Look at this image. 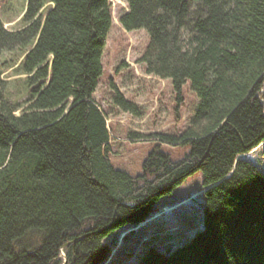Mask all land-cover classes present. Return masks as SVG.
Instances as JSON below:
<instances>
[{
  "label": "trees",
  "instance_id": "16d2710c",
  "mask_svg": "<svg viewBox=\"0 0 264 264\" xmlns=\"http://www.w3.org/2000/svg\"><path fill=\"white\" fill-rule=\"evenodd\" d=\"M128 31L145 29L144 71L200 98L183 132L133 175L112 161L108 116L95 99L113 26L111 0H27L15 29L0 17V264H104L107 238L136 226L188 176L203 174L202 226L185 242L150 244L117 264H264V172L247 154L264 141V0H126ZM20 48L19 60H2ZM18 64L27 97L4 72ZM113 102L140 115L111 78ZM21 110L19 113L18 111Z\"/></svg>",
  "mask_w": 264,
  "mask_h": 264
},
{
  "label": "rangeland",
  "instance_id": "374dc122",
  "mask_svg": "<svg viewBox=\"0 0 264 264\" xmlns=\"http://www.w3.org/2000/svg\"><path fill=\"white\" fill-rule=\"evenodd\" d=\"M26 1L0 0V17L7 28L15 29L22 25L19 18ZM111 2L113 26L103 53L104 74L94 96L108 116L113 163L117 168L137 175L142 172L144 160L156 145L159 144L174 160L183 158L190 146L154 139L134 141L129 136L130 132H183L200 98L190 89L189 83L185 84V100L179 117H176V95L171 80L146 74L144 64L138 61L148 43V32L145 29L126 30L119 17L128 10L127 1ZM22 52L20 48L4 51L2 60L15 62ZM17 66L7 68L4 76L10 80L12 99L23 104L27 97L25 74H19ZM111 78L126 98L138 104L140 115L125 111L113 102ZM247 157L264 172V141L252 149ZM203 179L201 171L188 176L172 192L160 198L155 212L148 219L136 226L114 231L107 238L111 256L104 264L135 260L150 244L166 248L187 241L202 226Z\"/></svg>",
  "mask_w": 264,
  "mask_h": 264
},
{
  "label": "water",
  "instance_id": "95a60500",
  "mask_svg": "<svg viewBox=\"0 0 264 264\" xmlns=\"http://www.w3.org/2000/svg\"><path fill=\"white\" fill-rule=\"evenodd\" d=\"M204 190H205V189H204ZM204 190H203V191H204ZM203 191H202V192H203Z\"/></svg>",
  "mask_w": 264,
  "mask_h": 264
}]
</instances>
